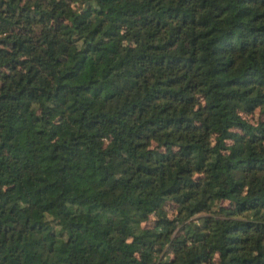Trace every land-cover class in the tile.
<instances>
[{
    "label": "trees",
    "instance_id": "16d2710c",
    "mask_svg": "<svg viewBox=\"0 0 264 264\" xmlns=\"http://www.w3.org/2000/svg\"><path fill=\"white\" fill-rule=\"evenodd\" d=\"M0 264H264V0H0Z\"/></svg>",
    "mask_w": 264,
    "mask_h": 264
},
{
    "label": "rangeland",
    "instance_id": "374dc122",
    "mask_svg": "<svg viewBox=\"0 0 264 264\" xmlns=\"http://www.w3.org/2000/svg\"><path fill=\"white\" fill-rule=\"evenodd\" d=\"M170 212L173 210V208L169 207Z\"/></svg>",
    "mask_w": 264,
    "mask_h": 264
}]
</instances>
